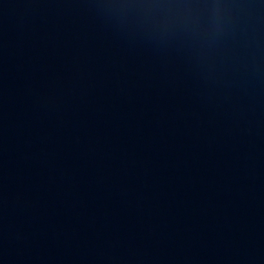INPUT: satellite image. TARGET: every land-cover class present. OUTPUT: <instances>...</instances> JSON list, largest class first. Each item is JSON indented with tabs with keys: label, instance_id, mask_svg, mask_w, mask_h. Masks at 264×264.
Returning <instances> with one entry per match:
<instances>
[{
	"label": "water",
	"instance_id": "1",
	"mask_svg": "<svg viewBox=\"0 0 264 264\" xmlns=\"http://www.w3.org/2000/svg\"><path fill=\"white\" fill-rule=\"evenodd\" d=\"M0 264H264V0H0Z\"/></svg>",
	"mask_w": 264,
	"mask_h": 264
}]
</instances>
